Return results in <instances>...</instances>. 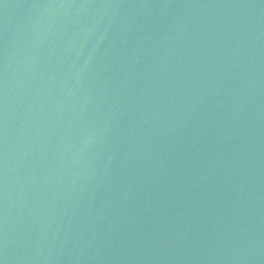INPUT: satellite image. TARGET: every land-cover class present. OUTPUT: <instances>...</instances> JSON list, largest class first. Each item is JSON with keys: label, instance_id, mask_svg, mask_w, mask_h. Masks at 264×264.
Wrapping results in <instances>:
<instances>
[{"label": "water", "instance_id": "obj_1", "mask_svg": "<svg viewBox=\"0 0 264 264\" xmlns=\"http://www.w3.org/2000/svg\"><path fill=\"white\" fill-rule=\"evenodd\" d=\"M0 264H264V0H0Z\"/></svg>", "mask_w": 264, "mask_h": 264}]
</instances>
